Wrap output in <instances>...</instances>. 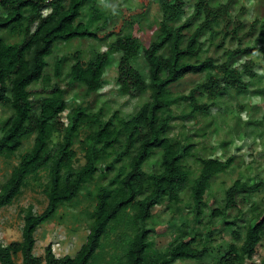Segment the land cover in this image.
<instances>
[{"label": "trees", "instance_id": "16d2710c", "mask_svg": "<svg viewBox=\"0 0 264 264\" xmlns=\"http://www.w3.org/2000/svg\"><path fill=\"white\" fill-rule=\"evenodd\" d=\"M89 0H0V105L12 113L0 126V155L14 154L24 140L33 137L31 148L22 153L8 178L0 187V209L11 204L26 184L27 178L47 168L49 178L44 185L47 204L41 213H28L22 226L20 242L3 245L0 242V264H14L13 252L20 251L23 264H89L100 247L102 239L114 229L113 224L129 227L122 235L126 246L122 264H172L176 260H200L209 248L211 239H201V233L191 232L187 223L176 226L174 238L167 249H153L151 230L140 227L154 217V208L166 199L165 208H181L180 189L188 187L191 199L190 213L195 220L208 208L211 180L225 173L235 164L234 155L197 157L198 173L191 178L186 161L195 157L194 142L189 133L172 135L173 122L189 121L198 113L209 111L221 98L223 89L231 86L237 94L264 97V89H248L250 79L257 76L251 55L264 58V42L255 47L243 46L242 40L253 34L255 24L240 35L243 23L230 16L235 0H156L160 17L152 37L143 42V35L132 27H141L146 18L147 5L129 20L118 25L107 48L89 60L76 57L68 71V85L80 87L82 101L89 97L98 100L103 86L113 82L121 96L144 98L137 109L124 116L102 104L98 108L77 103L68 109L66 90L60 86L65 59H55L51 82L45 73L48 57L59 43L75 38L105 40L115 33L99 35L102 27L93 24L94 11L84 19V8ZM261 25L264 27V17ZM105 22H109L106 18ZM125 22L128 23L126 29ZM5 33L18 37L8 41ZM205 33L211 41L223 33V40L215 47H223L226 36L238 39L239 46L225 49L223 60L213 54L200 56ZM142 56L147 66L146 79L131 60ZM117 56V57H115ZM115 57V58H114ZM245 57L239 65L231 61ZM115 64L114 77H106L107 69ZM207 73L203 83L192 88L188 95H176L170 86L188 74ZM248 78V80H247ZM41 82L37 92L30 86ZM38 95V97H37ZM205 95L210 103H200L197 96ZM180 108V114L175 110ZM189 119V120H188ZM61 139L53 142L54 135ZM83 138H80L81 135ZM79 142L84 151L83 164L74 166ZM53 143V145H51ZM224 144V143H223ZM149 163L146 168L145 164ZM96 174L106 183L98 185L95 204L90 214L89 232L85 242L74 256H55L48 245L42 259L33 255L34 232L51 219L58 208L70 204L84 184ZM264 183L240 178L225 190L222 208L213 207L210 216H224L230 227L231 241L221 249L209 264H244L252 259L264 237V208L254 204L250 217L239 229H232L244 216L236 201V194L245 191L241 201L247 203ZM210 207V206H209ZM237 209L229 216V210ZM242 213V215H241ZM229 216V219H228ZM108 231V232H107ZM258 264H264V260Z\"/></svg>", "mask_w": 264, "mask_h": 264}, {"label": "rangeland", "instance_id": "374dc122", "mask_svg": "<svg viewBox=\"0 0 264 264\" xmlns=\"http://www.w3.org/2000/svg\"><path fill=\"white\" fill-rule=\"evenodd\" d=\"M189 6L193 0H186ZM222 3L227 0H220ZM84 11L88 20L91 16L89 10L94 11L92 21L94 25L102 27L99 35L104 36L111 30L114 35L107 36L105 40L99 41L96 39H80L75 38L67 43H59L54 52L48 57L49 65L45 69V73L50 76L51 82L56 79L53 76V68L55 59H65L60 76V86L66 90V100L68 109L61 115V121H67L66 114L77 103H82L94 108H98L102 104L110 106L111 111L119 110L124 116L132 113L139 101L144 98H129L117 94L114 90L113 82L103 86L98 96V100L94 102L93 97H89L82 101L81 88L77 86L70 87L68 85V71L70 65L75 61L76 57L83 60H89L96 53L107 48V42L115 38L118 25L124 19L136 17L142 8L147 5L146 18L141 27L135 24L132 29L143 35L142 41L147 42L152 37V32L156 27V18L160 17L159 7L156 0H89ZM230 16L233 19L240 20L243 23L240 35L247 32L253 23L255 30L250 36H246L242 40V45L246 47H255L264 42V27L261 25L262 17H264V0H235L230 9ZM108 18L109 22H105ZM126 29L128 23L125 22ZM223 33L211 41L210 35L205 33L201 40H204L200 56L204 57L207 54H213L219 62L223 60V52L225 49H233L238 44V39L231 40L230 36L224 39L223 47H215V44H220L223 40ZM8 41L17 40L18 37L10 36L5 33ZM117 57V56H115ZM114 57V58H115ZM255 62L254 69L257 76L251 78L248 89L262 88L264 89V58L261 54L251 55ZM245 57H236L231 63L239 65ZM134 67L139 69L143 78L147 76V66L143 57L137 56L131 60ZM115 74V64H111L107 69L106 77L111 79ZM207 78V73L188 74L179 82L170 86L171 91L176 95H188L190 90L197 84L203 83ZM248 80V78H247ZM41 82L30 86L32 90L39 92L41 90ZM221 98L215 101V106L204 113L195 114L189 121L175 120L173 122L172 135L180 136L182 132L189 133L194 142L193 152L195 157L187 159L186 163L191 170L190 177L193 178L199 170L197 157L220 156L224 159L234 155L235 164L231 166L227 172L216 175L211 180L209 206L195 220L193 213H190V196L188 187L180 189L181 202L178 203L181 209L178 210L172 206L165 208L166 199H163L159 205L154 208V217L147 225L140 224L142 228L151 230L150 239L153 249L165 251L168 242H170L176 234V226L180 223H187L189 230L192 232L198 231L201 233V239H207L210 235V245L208 251L201 256L200 260H176L172 264H209L215 256L221 253V249L231 241L230 227L223 223L224 216H210V210L213 207L222 208L224 205L223 198L225 190L240 178L248 181L253 179L254 182L264 183V97L253 96L252 94H237L231 86L223 89ZM38 97V95H37ZM200 103H210L205 95L197 96ZM180 108L175 112L180 114ZM12 110L10 107L0 105V126L3 121L10 116ZM83 134L80 138H83ZM61 136L57 134L53 137V142L60 140ZM33 143V137L23 141V144L14 154L5 156L0 155V187L8 178L11 169L15 166L22 153L28 151ZM224 143V144H223ZM53 145V143L51 144ZM73 148L76 150V158L74 166L84 163V151L80 149L79 142H75ZM149 167V163L145 164ZM49 178L48 169L42 168L37 175L27 178L26 184L21 188L19 194L14 198L11 204L0 209V242L3 245L20 242L22 240V226L24 217L28 213H41L47 204V198L43 191L45 183ZM106 183V180L100 179L99 174H96L91 181L84 184L78 196L67 205L60 206L55 212V215L47 222L37 227L34 232L35 243L33 247V255L41 258L44 263L45 248L50 245L55 256L61 257L64 255L74 256L80 246L85 242L89 232L90 214L95 204V193L97 187L101 183ZM247 195L245 191H240L236 194V201L240 206V210L244 216L236 220L232 229H239L250 215V208L257 204L260 208H264V184L259 190L249 197L247 203L241 201L242 197ZM237 209L229 210V216H233ZM241 213V215H242ZM228 216V219H229ZM114 229L110 230L105 239L101 240V245L93 255L89 264H122V255L126 246V241L122 233L128 231L129 227H124L121 224H113ZM192 232V233H193ZM14 264H23L20 251L13 252ZM264 260V237L257 247V251L252 259L245 260L244 264H258Z\"/></svg>", "mask_w": 264, "mask_h": 264}]
</instances>
